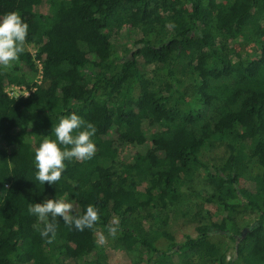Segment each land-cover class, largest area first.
Here are the masks:
<instances>
[{
  "label": "trees",
  "instance_id": "obj_1",
  "mask_svg": "<svg viewBox=\"0 0 264 264\" xmlns=\"http://www.w3.org/2000/svg\"><path fill=\"white\" fill-rule=\"evenodd\" d=\"M43 1L0 0V16L29 25L0 69V264H116L96 243L110 226L140 253L129 264H264V0ZM10 77L28 95H10ZM71 112L93 123L96 153L40 184L34 150ZM197 172L211 190L185 192ZM53 197L74 214L91 204L98 221L78 231L59 218L47 243L27 209ZM246 210L256 217L239 226ZM178 218L196 234L178 242Z\"/></svg>",
  "mask_w": 264,
  "mask_h": 264
},
{
  "label": "clouds",
  "instance_id": "obj_2",
  "mask_svg": "<svg viewBox=\"0 0 264 264\" xmlns=\"http://www.w3.org/2000/svg\"><path fill=\"white\" fill-rule=\"evenodd\" d=\"M29 25L16 12H8L0 16V69H7L17 62L25 51V41ZM28 95V93L24 94ZM92 122H86L76 112L62 116L51 129V136L45 135L34 150L35 181L54 185L60 180L66 167L65 161H85L96 153L95 135ZM28 213L43 222L39 235L47 243L55 239L57 217L69 227L78 231L92 229L99 219L98 210L89 204L82 214H74V205L64 198H46L42 202H30ZM51 217V221H49ZM114 235L115 226L107 229ZM96 243H105V237L99 235Z\"/></svg>",
  "mask_w": 264,
  "mask_h": 264
},
{
  "label": "rangeland",
  "instance_id": "obj_3",
  "mask_svg": "<svg viewBox=\"0 0 264 264\" xmlns=\"http://www.w3.org/2000/svg\"><path fill=\"white\" fill-rule=\"evenodd\" d=\"M45 1V0H44ZM43 3L40 5L42 10H45V3ZM250 49L251 45L249 46ZM26 50L34 55L35 51H36V46L34 44H28L26 46ZM36 64H37V68H38V72L32 75L33 81H40L41 78V64L40 62L35 59ZM11 78V77H10ZM16 78H11L10 80H8L7 85H6V90L10 95L13 96H18V95H24L26 93H29V88L27 87L26 83L24 81H22V83H18L16 81ZM144 148V145H132L129 146L128 148L123 150V155L124 156H131L132 154H134L138 149H142ZM222 149V148H221ZM222 152V151H221ZM192 186V187H190ZM183 190L185 192H192L194 194H198V192L201 191V193L204 192V190H211L209 184L206 182L205 180V176L202 172H197L193 179L191 180L189 185H185L183 186ZM195 196V195H194ZM197 196V195H196ZM197 201L200 202V197L197 198ZM205 209H214L213 205L210 204H206ZM205 209L203 211H205ZM256 217V212L252 211V210H246L243 211L242 213H240L237 216V224L239 226H246L248 224H250L254 218ZM59 217L56 218V220H58ZM197 224V221H194L192 219H188V218H178L176 220H172L169 226L170 231L173 233L175 239L180 242L182 240L185 239V235L186 234H190V235H195L196 231H195V226ZM99 235H103L105 237V243L102 244L104 245V247L106 248V251L108 253L109 256V260L113 263L116 264H129L135 260H138L140 258V253L138 251H128L125 248L115 244L113 242V240L111 239L110 235L105 233V232H100ZM228 254H232V249H229Z\"/></svg>",
  "mask_w": 264,
  "mask_h": 264
},
{
  "label": "water",
  "instance_id": "obj_4",
  "mask_svg": "<svg viewBox=\"0 0 264 264\" xmlns=\"http://www.w3.org/2000/svg\"><path fill=\"white\" fill-rule=\"evenodd\" d=\"M248 230V228H245L244 232H243V235H245V232Z\"/></svg>",
  "mask_w": 264,
  "mask_h": 264
}]
</instances>
